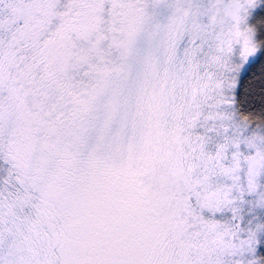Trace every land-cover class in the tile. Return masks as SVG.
Here are the masks:
<instances>
[{
  "label": "snow or ice",
  "instance_id": "1",
  "mask_svg": "<svg viewBox=\"0 0 264 264\" xmlns=\"http://www.w3.org/2000/svg\"><path fill=\"white\" fill-rule=\"evenodd\" d=\"M0 264H264V0H0Z\"/></svg>",
  "mask_w": 264,
  "mask_h": 264
}]
</instances>
